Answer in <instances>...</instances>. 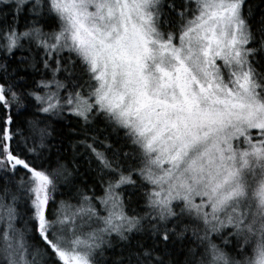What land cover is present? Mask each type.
<instances>
[{
  "label": "snow or ice",
  "instance_id": "snow-or-ice-1",
  "mask_svg": "<svg viewBox=\"0 0 264 264\" xmlns=\"http://www.w3.org/2000/svg\"><path fill=\"white\" fill-rule=\"evenodd\" d=\"M0 264H264V7L0 0Z\"/></svg>",
  "mask_w": 264,
  "mask_h": 264
},
{
  "label": "trees",
  "instance_id": "trees-1",
  "mask_svg": "<svg viewBox=\"0 0 264 264\" xmlns=\"http://www.w3.org/2000/svg\"><path fill=\"white\" fill-rule=\"evenodd\" d=\"M248 3L251 4L253 7L259 5L260 7H264V4H261V0H248ZM19 55V53H17ZM68 148L69 153L71 152V148L68 145H65Z\"/></svg>",
  "mask_w": 264,
  "mask_h": 264
}]
</instances>
